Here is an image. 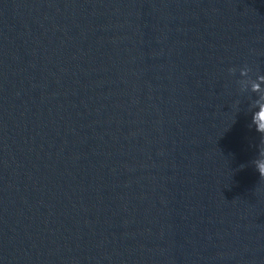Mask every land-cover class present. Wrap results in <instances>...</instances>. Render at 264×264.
Instances as JSON below:
<instances>
[{"label":"water","instance_id":"water-1","mask_svg":"<svg viewBox=\"0 0 264 264\" xmlns=\"http://www.w3.org/2000/svg\"><path fill=\"white\" fill-rule=\"evenodd\" d=\"M245 65L264 0H0V264H264Z\"/></svg>","mask_w":264,"mask_h":264},{"label":"clouds","instance_id":"clouds-1","mask_svg":"<svg viewBox=\"0 0 264 264\" xmlns=\"http://www.w3.org/2000/svg\"><path fill=\"white\" fill-rule=\"evenodd\" d=\"M239 78L236 83L239 85V93L247 101L246 113L251 114L249 127H254L260 133V143L256 158L251 162L258 171L261 179H264V74L256 73L251 75V68L247 65L240 67ZM230 74H235L237 69L230 67ZM240 101H236L239 107Z\"/></svg>","mask_w":264,"mask_h":264}]
</instances>
